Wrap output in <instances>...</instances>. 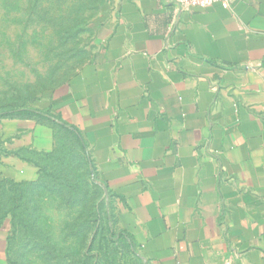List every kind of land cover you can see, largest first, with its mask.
<instances>
[{
	"label": "crops",
	"instance_id": "1",
	"mask_svg": "<svg viewBox=\"0 0 264 264\" xmlns=\"http://www.w3.org/2000/svg\"><path fill=\"white\" fill-rule=\"evenodd\" d=\"M51 114L0 119L8 176H35L57 122L85 144L149 264H264V0L184 12L114 0Z\"/></svg>",
	"mask_w": 264,
	"mask_h": 264
},
{
	"label": "rangeland",
	"instance_id": "2",
	"mask_svg": "<svg viewBox=\"0 0 264 264\" xmlns=\"http://www.w3.org/2000/svg\"><path fill=\"white\" fill-rule=\"evenodd\" d=\"M114 0H0V119L51 117V97L96 51ZM35 176L0 165L5 264H149L83 141L53 123Z\"/></svg>",
	"mask_w": 264,
	"mask_h": 264
},
{
	"label": "built area",
	"instance_id": "3",
	"mask_svg": "<svg viewBox=\"0 0 264 264\" xmlns=\"http://www.w3.org/2000/svg\"><path fill=\"white\" fill-rule=\"evenodd\" d=\"M237 0H173V4L178 11H188L191 9H205L213 5H218L223 9H230Z\"/></svg>",
	"mask_w": 264,
	"mask_h": 264
},
{
	"label": "trees",
	"instance_id": "4",
	"mask_svg": "<svg viewBox=\"0 0 264 264\" xmlns=\"http://www.w3.org/2000/svg\"><path fill=\"white\" fill-rule=\"evenodd\" d=\"M20 119H24V118H20ZM54 123H56V124H58L57 122H54ZM72 132V131H71ZM73 133V132H72ZM74 134V133H73ZM75 135V134H74ZM75 136H77V135H75ZM78 137V136H77ZM79 138V137H78Z\"/></svg>",
	"mask_w": 264,
	"mask_h": 264
}]
</instances>
